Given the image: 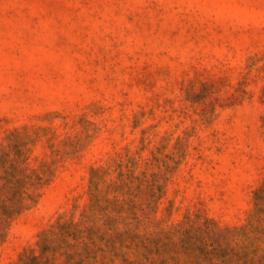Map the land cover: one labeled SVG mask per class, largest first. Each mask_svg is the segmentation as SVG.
<instances>
[{"label":"rangeland","instance_id":"obj_1","mask_svg":"<svg viewBox=\"0 0 264 264\" xmlns=\"http://www.w3.org/2000/svg\"><path fill=\"white\" fill-rule=\"evenodd\" d=\"M0 264H264V0H0Z\"/></svg>","mask_w":264,"mask_h":264}]
</instances>
